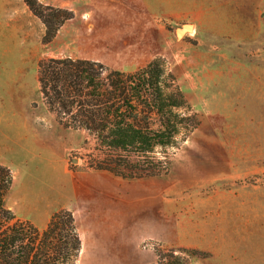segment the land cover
Listing matches in <instances>:
<instances>
[{
  "label": "rangeland",
  "instance_id": "1",
  "mask_svg": "<svg viewBox=\"0 0 264 264\" xmlns=\"http://www.w3.org/2000/svg\"><path fill=\"white\" fill-rule=\"evenodd\" d=\"M38 1L71 11L73 17L87 4ZM108 1L121 7L122 17L135 16L134 8L142 18L135 24L144 32L156 26L159 43L152 46L159 53L149 62L157 59L163 70L157 84L163 95L178 94L183 105L173 111L190 118L178 125L170 144L155 145L146 157L134 148L109 147L96 133L78 128L74 107L65 113L42 96L38 66L52 57L76 59L74 54L83 50L74 52V39L63 37L43 44L45 26L23 0H0V165L11 176L5 206L10 197L24 199L29 219L10 211L25 228L40 231L48 212L50 220L56 212L69 211L80 245L88 249L97 243L94 230L113 227L112 213L102 205L109 201L103 193L111 192L126 205V223L104 242L121 247L126 264H159V254L168 255L164 264L177 255L184 264H264V0ZM183 24H192V30L177 38L174 31ZM67 27L74 29V20ZM148 63L123 72V79L141 89L145 79L127 75ZM106 73L101 78L109 83L114 77ZM136 99L144 118L140 110L146 109V98ZM157 119L151 115L154 128ZM100 165L147 175L121 178ZM93 181L108 185L83 192ZM156 193L160 201H174L176 224L186 225L187 234L176 226L179 242L168 243L163 212L156 218L130 211ZM77 256L70 264H82Z\"/></svg>",
  "mask_w": 264,
  "mask_h": 264
},
{
  "label": "trees",
  "instance_id": "2",
  "mask_svg": "<svg viewBox=\"0 0 264 264\" xmlns=\"http://www.w3.org/2000/svg\"><path fill=\"white\" fill-rule=\"evenodd\" d=\"M23 2L45 26L43 44L51 42L60 26L73 17L71 11L43 5L38 0ZM46 10H51L52 15H46ZM162 71L155 59L127 75L134 79L141 75L138 80L145 79L139 89V85L128 84L123 79V72L109 69L103 63L82 58L52 57L39 64L38 82L42 96L50 105L57 104L65 113L71 112L74 107V116L80 117L74 119L78 128L96 133L109 147L134 148L138 155L145 156L155 145L170 144L178 131V125L190 118L180 117L173 111L183 105L178 94H162L157 84ZM104 72H107V78L114 77L109 83L101 78ZM145 75L148 76L147 80ZM143 95L147 107L140 110L145 115L140 118L135 102L136 98ZM166 100L169 103H165ZM153 114L158 117L157 128L150 121ZM195 125L197 122L192 127ZM100 168L126 179L147 175L123 173L111 165H100ZM10 184L9 169L0 165V264H70L80 249L72 214L67 210L54 213L41 231L33 225L25 228L24 222L16 220L5 206ZM173 251L170 250V257ZM178 251L198 254L196 249L178 248ZM166 256L159 254V264H164ZM184 261L181 255H177L167 264H184Z\"/></svg>",
  "mask_w": 264,
  "mask_h": 264
},
{
  "label": "crops",
  "instance_id": "3",
  "mask_svg": "<svg viewBox=\"0 0 264 264\" xmlns=\"http://www.w3.org/2000/svg\"><path fill=\"white\" fill-rule=\"evenodd\" d=\"M110 2L115 3L113 1L104 3V0H87V4L80 5L77 10H74V17L60 26L53 39L58 40V38L62 37L63 39H74V52L77 50L81 51V49L83 50L80 54H74V58L98 61L113 70L127 72L144 66L153 56L159 53L158 47H155L156 49L153 50L152 46V44L159 43L156 26L153 27V25L150 24V26L148 25L150 27L149 32H144L142 27H139L142 18L137 17L139 14L136 13L134 8L132 9L135 16L131 14L132 17L129 15H127V17H122L121 7L113 8L112 5L108 4ZM129 2L136 3L137 1L129 0ZM137 18L139 21L138 25L135 24ZM72 20H74V29H69L67 23ZM110 21L115 22L110 23ZM120 21L129 24L125 27L121 25L118 26ZM193 31L195 30L193 29ZM191 36H193V34ZM126 45H129V48H126ZM126 53H128V56L123 57L122 55ZM145 184L148 185L149 183ZM107 185V183L102 184L93 181L84 188L83 192L93 193L97 190L98 186L104 189ZM77 189L79 190L78 186ZM77 193H79V191H77ZM107 194V192L103 193L105 197L109 198V201H103L102 205H104L106 211L109 210V212L112 213V225L114 228L94 230V237L97 243L93 242L88 249L83 246L81 241L77 261L82 264L87 263L86 260H90V264H126L125 255L122 249H120L121 247L107 244L104 242V239L105 237L116 235L118 232L122 231L121 227L126 223L124 222V215L127 208L120 196L111 192H109V196H106ZM7 202L8 209L21 217L24 216L29 219L28 215L30 212L26 207L24 199L17 202L12 201L10 197ZM140 202L142 203L133 206L130 208V211L151 214V216H155L156 218H158L160 211L164 213L166 216L165 223L167 226V233H171V240L168 243L173 244L175 239L177 242L181 241L180 239L182 236H180L178 232V236H176L177 227L181 229L183 234H187L185 223L180 222L176 224L173 212L175 206L174 201H160L159 195L156 193V197H146V199H141ZM21 212L24 214L22 215ZM51 213L52 212H48L46 214V222L42 227L46 226L49 222ZM89 249H91L92 255L87 256Z\"/></svg>",
  "mask_w": 264,
  "mask_h": 264
},
{
  "label": "water",
  "instance_id": "4",
  "mask_svg": "<svg viewBox=\"0 0 264 264\" xmlns=\"http://www.w3.org/2000/svg\"><path fill=\"white\" fill-rule=\"evenodd\" d=\"M191 28H192L191 24H183L174 31L175 36L179 38L180 36H182L181 34L184 33V31L185 33H188V31H190ZM177 31H179V33H177Z\"/></svg>",
  "mask_w": 264,
  "mask_h": 264
},
{
  "label": "bare ground",
  "instance_id": "5",
  "mask_svg": "<svg viewBox=\"0 0 264 264\" xmlns=\"http://www.w3.org/2000/svg\"><path fill=\"white\" fill-rule=\"evenodd\" d=\"M190 30H192V28H191ZM177 33H179V31H177ZM182 34H183V33H182ZM182 34H181V35H182Z\"/></svg>",
  "mask_w": 264,
  "mask_h": 264
}]
</instances>
